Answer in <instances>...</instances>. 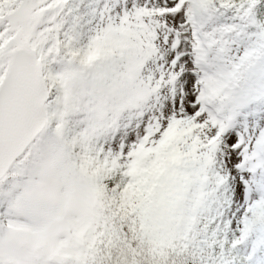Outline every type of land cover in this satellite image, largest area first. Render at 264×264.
<instances>
[{"label": "rangeland", "instance_id": "374dc122", "mask_svg": "<svg viewBox=\"0 0 264 264\" xmlns=\"http://www.w3.org/2000/svg\"><path fill=\"white\" fill-rule=\"evenodd\" d=\"M18 1L0 0V82L25 45L48 98L0 181V264H264V56L246 72L264 0H33L12 27ZM121 34L115 76L62 75ZM243 81L257 98L235 105Z\"/></svg>", "mask_w": 264, "mask_h": 264}, {"label": "water", "instance_id": "95a60500", "mask_svg": "<svg viewBox=\"0 0 264 264\" xmlns=\"http://www.w3.org/2000/svg\"><path fill=\"white\" fill-rule=\"evenodd\" d=\"M31 0H22L8 17L12 24L25 22ZM46 88L35 55L16 48L0 85V179L44 128Z\"/></svg>", "mask_w": 264, "mask_h": 264}, {"label": "trees", "instance_id": "16d2710c", "mask_svg": "<svg viewBox=\"0 0 264 264\" xmlns=\"http://www.w3.org/2000/svg\"><path fill=\"white\" fill-rule=\"evenodd\" d=\"M1 1H3L6 4V0H1ZM229 3L232 5L235 4L233 0L229 1ZM237 4H239V3H237ZM51 10L53 11V9H51ZM50 31L49 30L47 31L44 29L42 31V39H44L45 36H47L50 33ZM261 31H262V33H264V27L261 29ZM118 36L120 37L119 39H121V41H119V42L122 43L118 46V48H114L116 46H114L113 42L111 43V46L109 47L108 46L109 42L104 44L105 39L103 41L99 40V39H95V41H99L98 47L96 48L98 50V52H97V54L94 52L95 55L94 54L91 55V56L94 55L92 60L87 61L85 63L74 62L73 60L69 61V62H64L63 63L64 66L62 67V75L65 78H68V77L79 78L80 82L78 84L80 85V87L84 86V84L86 85V80L97 79V77H100V76H103V78H107L110 75L115 76V71H116L115 64L112 60L109 62V60L106 58L109 57L111 59L112 56H115L117 53H119V51H121V49H124V47L126 46V43H124L125 38H130V35H127V34H125V35L121 34ZM51 37H54V35H52ZM134 40L138 43L143 41V40H140L139 38H134ZM55 44H56V39L54 38L46 45V47H48V46L53 47ZM143 45H144V41H143ZM139 47H140V45L136 44L133 48H131V50L138 53ZM108 48H111L113 50H110ZM129 56H134V55H129ZM263 56H264V51L262 52V55L258 59L256 65H258L260 63ZM121 60H122V63H124L125 57L121 56ZM126 60H127V58H126ZM263 69H264L263 65H261L257 70L259 73H261L263 71ZM82 77H84V78L82 79ZM251 92H252L251 84H246L242 88V90L238 96V100L242 101L243 99H247L250 96ZM101 93H102V95L105 94L103 92V90L101 91ZM124 94H125V96H124L125 99H127L129 97L130 100H134L133 95L130 93V89L125 90ZM94 102H95V107L97 109H99V107H101V104H104V107H102V108H105L104 110L112 109L114 107L113 104H108L110 101L107 97L95 99ZM97 102H99V105L96 104ZM91 109L93 110V108H91ZM95 112L97 114L99 113L98 110H96ZM42 252H45V251H42Z\"/></svg>", "mask_w": 264, "mask_h": 264}]
</instances>
